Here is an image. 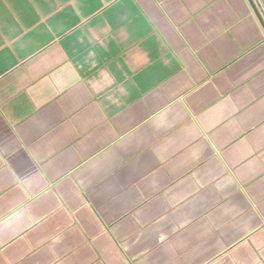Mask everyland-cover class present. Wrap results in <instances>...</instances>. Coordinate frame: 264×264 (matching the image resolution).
I'll list each match as a JSON object with an SVG mask.
<instances>
[{
	"label": "crops",
	"instance_id": "obj_1",
	"mask_svg": "<svg viewBox=\"0 0 264 264\" xmlns=\"http://www.w3.org/2000/svg\"><path fill=\"white\" fill-rule=\"evenodd\" d=\"M256 11L0 0V264H264Z\"/></svg>",
	"mask_w": 264,
	"mask_h": 264
},
{
	"label": "water",
	"instance_id": "obj_2",
	"mask_svg": "<svg viewBox=\"0 0 264 264\" xmlns=\"http://www.w3.org/2000/svg\"><path fill=\"white\" fill-rule=\"evenodd\" d=\"M254 5V4H253ZM255 8V7H254ZM255 10H257L256 8H255ZM257 12V14H258V16H259V18L261 19V21L263 22V24H264V21H263V19L261 18V16L259 15V13H258V11H256Z\"/></svg>",
	"mask_w": 264,
	"mask_h": 264
}]
</instances>
